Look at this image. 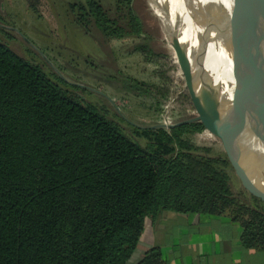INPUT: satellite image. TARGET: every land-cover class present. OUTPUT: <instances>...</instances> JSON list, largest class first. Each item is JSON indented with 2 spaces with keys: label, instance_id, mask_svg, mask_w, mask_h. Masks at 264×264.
Wrapping results in <instances>:
<instances>
[{
  "label": "trees",
  "instance_id": "obj_1",
  "mask_svg": "<svg viewBox=\"0 0 264 264\" xmlns=\"http://www.w3.org/2000/svg\"><path fill=\"white\" fill-rule=\"evenodd\" d=\"M116 2L127 27L101 0L69 8L79 26L141 38L136 51L154 56L133 0ZM56 77L0 41V264H130L146 219L164 211L228 215L245 247L264 248V213L239 204L229 162L194 152L189 135L202 122L136 128L141 144ZM196 97L199 112L207 101ZM137 264H164L160 249Z\"/></svg>",
  "mask_w": 264,
  "mask_h": 264
},
{
  "label": "rangeland",
  "instance_id": "obj_2",
  "mask_svg": "<svg viewBox=\"0 0 264 264\" xmlns=\"http://www.w3.org/2000/svg\"><path fill=\"white\" fill-rule=\"evenodd\" d=\"M73 2L0 0V41L21 57L40 65L51 78L57 79L59 75L65 79L69 86L62 84L64 89L86 98L141 144L146 139L136 135V128L165 121L175 124L199 115L192 107L191 93L200 90L190 83L181 68L164 30L170 32L150 0H133V7L154 56L136 51L135 47L144 42L141 38H109L94 24L88 29L79 26L69 8ZM101 2L110 17L120 18V24L127 27L125 7L118 10L116 0ZM139 85L143 89H137ZM149 87L152 95L141 91ZM260 89L264 95V86ZM160 92H168L167 97H156ZM189 139L198 156L227 160L226 171L231 175V188L239 204L264 213V201L259 196L255 200L242 179L246 174V183L250 180L253 187L264 192V150L260 143L246 135L242 144L231 141L229 152L225 147L227 139L209 128L190 133Z\"/></svg>",
  "mask_w": 264,
  "mask_h": 264
},
{
  "label": "bare ground",
  "instance_id": "obj_3",
  "mask_svg": "<svg viewBox=\"0 0 264 264\" xmlns=\"http://www.w3.org/2000/svg\"><path fill=\"white\" fill-rule=\"evenodd\" d=\"M150 3L170 34L175 19L183 17L181 42L188 46L191 56L199 50L203 52L205 68L228 104L233 96H238L246 105L260 108L263 92L257 93L258 97L254 91L264 85L262 0H150ZM196 9L200 16L195 24ZM248 134L260 143L249 129Z\"/></svg>",
  "mask_w": 264,
  "mask_h": 264
},
{
  "label": "crops",
  "instance_id": "obj_4",
  "mask_svg": "<svg viewBox=\"0 0 264 264\" xmlns=\"http://www.w3.org/2000/svg\"><path fill=\"white\" fill-rule=\"evenodd\" d=\"M243 231L228 215L164 211L146 219L130 264L155 247L164 264H264V248L245 247Z\"/></svg>",
  "mask_w": 264,
  "mask_h": 264
},
{
  "label": "water",
  "instance_id": "obj_5",
  "mask_svg": "<svg viewBox=\"0 0 264 264\" xmlns=\"http://www.w3.org/2000/svg\"><path fill=\"white\" fill-rule=\"evenodd\" d=\"M195 15L196 24L200 16L199 11H197ZM182 20L183 17L175 19L173 32L169 34L166 30H164V33L169 43L175 49L181 68L189 76L190 83H192L194 87H197L195 83L198 84L197 88L200 90V93L192 91V100L199 104L196 94H200L202 98L207 101V103L204 110L199 111V115L195 117L175 124H159L154 127H164L170 129L193 122H202L206 128H209L211 131H215L217 136L227 139L225 147L229 152V143L231 141L241 144L244 143L246 141L244 137L248 134L249 129L251 133L260 141L264 150V95L262 96L261 103L259 104V109L246 105L238 96H233L234 99L232 102L230 104H225L220 98V89L214 85L210 73L205 68L203 52L199 50L196 54L191 56L188 46L181 42L179 34L182 29ZM259 88L255 90L258 94L260 91L262 92ZM258 94L256 93L255 95L258 96ZM107 98L114 104L115 108L120 111L114 101L110 97ZM242 179H244L245 185L248 186V190L255 197L259 196L264 201V192L259 188L253 187L250 180L248 181L249 184L246 183V174Z\"/></svg>",
  "mask_w": 264,
  "mask_h": 264
},
{
  "label": "built area",
  "instance_id": "obj_6",
  "mask_svg": "<svg viewBox=\"0 0 264 264\" xmlns=\"http://www.w3.org/2000/svg\"><path fill=\"white\" fill-rule=\"evenodd\" d=\"M163 124L170 125L171 123L169 124L167 121H165Z\"/></svg>",
  "mask_w": 264,
  "mask_h": 264
}]
</instances>
